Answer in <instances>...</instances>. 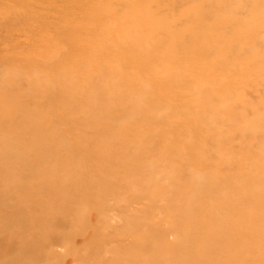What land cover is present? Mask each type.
I'll list each match as a JSON object with an SVG mask.
<instances>
[{
	"label": "rangeland",
	"instance_id": "rangeland-1",
	"mask_svg": "<svg viewBox=\"0 0 264 264\" xmlns=\"http://www.w3.org/2000/svg\"><path fill=\"white\" fill-rule=\"evenodd\" d=\"M263 47L264 0H0V264H264Z\"/></svg>",
	"mask_w": 264,
	"mask_h": 264
},
{
	"label": "bare ground",
	"instance_id": "bare-ground-1",
	"mask_svg": "<svg viewBox=\"0 0 264 264\" xmlns=\"http://www.w3.org/2000/svg\"><path fill=\"white\" fill-rule=\"evenodd\" d=\"M247 30H249V29H247ZM261 41V40H260ZM259 43V42H258ZM261 43H263V41L261 42ZM252 45V44H251ZM251 47V46H250ZM257 47V46H256ZM264 48V47H263ZM263 48L261 49V50H263ZM254 49V48H253ZM260 50V51H261ZM258 53H260V52H258ZM140 58V57H139ZM148 62V61H147ZM233 126V125H232ZM231 127V126H230ZM233 129V128H232ZM254 129V128H253ZM213 146V145H212ZM177 147V149H178V146H176ZM202 150V149H201ZM205 151V150H204ZM249 157V156H248ZM247 158V157H246ZM250 158V157H249ZM246 170V169H245ZM246 173L248 174V177H250V175H252V173H251V171H246ZM262 173V172H261ZM260 173V174H261ZM264 173H262V178H264V175H263ZM247 176V175H246ZM254 176V175H253ZM261 176V175H260ZM247 179V178H246ZM255 179V178H254ZM253 179V180H254ZM259 179V178H258ZM246 182H247V180H246ZM250 182V181H249ZM248 182V183H249ZM258 182V181H257ZM241 189H242V187H241ZM244 191H246V190H244ZM243 192V191H242ZM247 192V191H246ZM245 192V193H246ZM256 192H258V191H256ZM244 193V195H243V193H242V197H240L241 198V202H242V206L244 205V204H247V205H250L251 204V201H253L254 202V204L256 205V204H259V203H261V201H260V199L259 198H256V197H254V196H251V195H249L248 193L247 194H245ZM252 193V192H251ZM253 194V193H252ZM262 194H264V193H262ZM257 196V195H256ZM264 196V195H263ZM253 204V203H252ZM246 205V206H247ZM258 207V206H257ZM259 208V207H258ZM258 208H253L254 210H252V211H250V210H248V212H243V215L246 217V218H248V219H251V220H258L257 219V215L259 216H261V214H260V210L262 211L263 209H258Z\"/></svg>",
	"mask_w": 264,
	"mask_h": 264
}]
</instances>
